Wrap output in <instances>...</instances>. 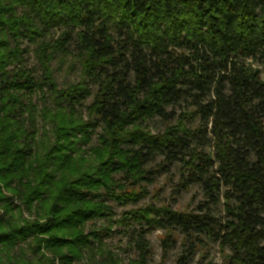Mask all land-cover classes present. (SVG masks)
<instances>
[{
	"label": "trees",
	"instance_id": "trees-1",
	"mask_svg": "<svg viewBox=\"0 0 264 264\" xmlns=\"http://www.w3.org/2000/svg\"><path fill=\"white\" fill-rule=\"evenodd\" d=\"M263 73L264 0H0V264H264Z\"/></svg>",
	"mask_w": 264,
	"mask_h": 264
},
{
	"label": "rangeland",
	"instance_id": "rangeland-1",
	"mask_svg": "<svg viewBox=\"0 0 264 264\" xmlns=\"http://www.w3.org/2000/svg\"><path fill=\"white\" fill-rule=\"evenodd\" d=\"M262 79L264 81V73L262 74ZM173 177L171 174L162 175L152 184L146 186L148 194L140 202V205H172L174 209L182 212L193 210L196 203L201 200L199 189L193 188L177 196L173 190ZM136 191H139V189H136ZM109 205L115 208L116 218H119L123 212L131 208V206H117L114 202H109ZM1 211L0 209V214ZM165 237L166 233L162 231H154L148 235L147 240L150 245L151 255L147 260V264H181L180 259L187 255L184 246L181 245L179 240L166 257L162 247V240ZM106 242L111 244L113 251L123 259V264H129V260L137 258L136 251L128 244V237L115 233ZM227 256V251H222L216 244L208 243L201 246L187 264H229Z\"/></svg>",
	"mask_w": 264,
	"mask_h": 264
}]
</instances>
